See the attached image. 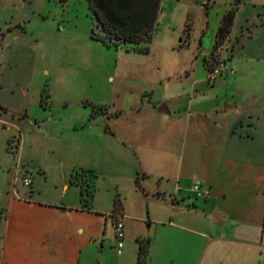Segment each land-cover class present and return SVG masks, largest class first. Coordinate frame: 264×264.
<instances>
[{
	"label": "crops",
	"instance_id": "obj_1",
	"mask_svg": "<svg viewBox=\"0 0 264 264\" xmlns=\"http://www.w3.org/2000/svg\"><path fill=\"white\" fill-rule=\"evenodd\" d=\"M203 4L202 9L213 7ZM238 8L237 2L227 54L235 75L208 78L207 61L227 12L220 15L214 8L207 12V30L200 28L197 34L189 22L187 37L179 41L181 48L192 47L194 42L193 58L179 73L185 72L184 77L172 80L168 64L151 67L154 74L165 76L155 79L166 89L165 101L140 100L130 110L136 111L133 121L123 120L125 111H120V117L111 116L119 111L101 113L117 124L113 130L109 125L99 127L102 141L89 145L93 156L103 161L111 156L108 162H117L113 180L117 177L118 187L124 176L123 180L135 179L144 190L147 180L153 179L157 197L172 206L157 217V225L166 230L158 237L156 228L152 254L144 264H164L165 256L170 264H264V16L253 17L238 34ZM212 11L220 15L214 25ZM163 106L168 113L158 111ZM1 111L11 117L7 108ZM2 117L0 114V181L10 180L0 192V264H137L138 241L148 239L150 233L146 218L127 213V193L123 191V197L109 191L108 206L99 205L94 196L96 214L103 215L94 219L105 230L110 223L114 230V214L127 221L128 250L109 251L105 232L92 231L80 220L96 216L94 211L82 209L77 214L41 205L32 201L33 188L23 190L16 185L17 176L24 175L20 165L26 140L23 134L19 138L14 169L8 150L14 134H8L19 127ZM144 124L149 130L142 128ZM134 127L137 141H132ZM89 168L86 170L95 171L93 166ZM198 181L202 197L193 189Z\"/></svg>",
	"mask_w": 264,
	"mask_h": 264
},
{
	"label": "rangeland",
	"instance_id": "obj_2",
	"mask_svg": "<svg viewBox=\"0 0 264 264\" xmlns=\"http://www.w3.org/2000/svg\"><path fill=\"white\" fill-rule=\"evenodd\" d=\"M204 2L213 5L210 10L218 9L220 15L235 9L238 2L235 20L238 34L253 17L264 16V0H162L153 36L144 45L149 51L142 53L128 50L126 45L97 40L96 35L102 34V29L88 0H0V45L3 46L0 49V110L7 108L11 117L10 114L4 116L3 111L0 114L21 129L12 128L8 134H14L12 145H8L14 169L18 160L16 144L22 134L25 137L23 165H20L24 175L17 176L16 185L23 190L33 188L32 201L66 208L69 213L79 214L85 209L96 214L95 197H92L91 208L84 207L81 186L75 183L77 172L93 166L98 175L93 196H97L98 204L108 206L109 191L123 197V191L127 193V213L146 218L145 226L150 235L145 238L151 240L149 254H152L156 228L158 237L166 230L157 225V217L159 215L160 219L164 208L172 206L157 197L159 190L153 179L147 180V190H144L135 184V179L131 182L123 180L127 176H122L118 187L117 177L113 180L117 162H108L111 156L105 161L93 156L89 145L102 141L99 127L109 125L113 130L117 124L107 121L101 107L108 113L119 111L111 114L114 117H120V111H125L127 116L123 120L133 121L136 111L130 110L139 105L140 100L156 104L165 101L162 100L165 87L155 82L165 76L154 74L151 67L168 64L172 80L186 75L179 73L193 58L194 42L192 47L181 48L179 41L187 37L189 22L197 34L200 28L207 30L210 10L201 8ZM215 13L211 12L213 25L220 19ZM166 87L172 88L167 83ZM146 124L142 128L149 130ZM135 132L134 127L132 141L138 140ZM15 150L16 153H12ZM115 153L122 155V159L127 158L119 151ZM124 164L127 166V161ZM40 171L45 172L44 175ZM25 177L32 179V187L23 185ZM7 179L10 180L8 177L0 181V192H4ZM113 206L110 202V207ZM100 216L103 215L80 220L92 231L105 232V246L109 251H121L111 223L105 230L103 223L94 219ZM128 248L124 240V250ZM162 261L170 264L166 256Z\"/></svg>",
	"mask_w": 264,
	"mask_h": 264
},
{
	"label": "trees",
	"instance_id": "obj_3",
	"mask_svg": "<svg viewBox=\"0 0 264 264\" xmlns=\"http://www.w3.org/2000/svg\"><path fill=\"white\" fill-rule=\"evenodd\" d=\"M88 3L102 29V34L96 35L97 40L106 44L114 42L116 45H126L125 47L132 51L142 53L149 51L144 45L153 36L162 11V0H88ZM234 19L235 10L227 11L222 18L217 36L228 39ZM189 28L190 25L187 31ZM100 110L106 111V108L101 107ZM12 142L10 141L8 145L11 146ZM13 153H16V150ZM97 178L98 175L93 170H82L75 175V183L81 186L84 207H92L91 200L94 198L93 191ZM138 244L137 264H144L149 258L151 240L142 239Z\"/></svg>",
	"mask_w": 264,
	"mask_h": 264
},
{
	"label": "built area",
	"instance_id": "obj_4",
	"mask_svg": "<svg viewBox=\"0 0 264 264\" xmlns=\"http://www.w3.org/2000/svg\"><path fill=\"white\" fill-rule=\"evenodd\" d=\"M229 48L228 39L217 36L214 51L209 56L207 61L208 78L210 80H215L225 74L232 76L236 74L234 68L229 65V55L227 56ZM32 184L33 181L31 178L25 177L23 179V185L25 187L30 188L32 187ZM193 189L198 197H202L204 195L202 183L200 181L196 182ZM113 227L117 247L121 250L124 248L125 240V223L121 214H114Z\"/></svg>",
	"mask_w": 264,
	"mask_h": 264
},
{
	"label": "water",
	"instance_id": "obj_5",
	"mask_svg": "<svg viewBox=\"0 0 264 264\" xmlns=\"http://www.w3.org/2000/svg\"><path fill=\"white\" fill-rule=\"evenodd\" d=\"M158 111L160 113H168V110H166V107L165 106H163L162 108H160Z\"/></svg>",
	"mask_w": 264,
	"mask_h": 264
}]
</instances>
